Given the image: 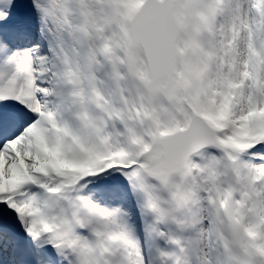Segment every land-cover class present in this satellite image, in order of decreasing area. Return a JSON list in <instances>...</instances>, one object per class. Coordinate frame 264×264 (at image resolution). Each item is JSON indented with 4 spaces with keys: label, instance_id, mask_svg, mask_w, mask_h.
<instances>
[{
    "label": "snow or ice",
    "instance_id": "snow-or-ice-1",
    "mask_svg": "<svg viewBox=\"0 0 264 264\" xmlns=\"http://www.w3.org/2000/svg\"><path fill=\"white\" fill-rule=\"evenodd\" d=\"M0 264H264V0H0Z\"/></svg>",
    "mask_w": 264,
    "mask_h": 264
}]
</instances>
